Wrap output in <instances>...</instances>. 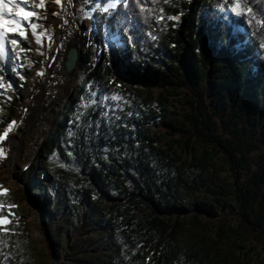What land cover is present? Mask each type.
Returning a JSON list of instances; mask_svg holds the SVG:
<instances>
[{"label":"trees","instance_id":"obj_1","mask_svg":"<svg viewBox=\"0 0 264 264\" xmlns=\"http://www.w3.org/2000/svg\"><path fill=\"white\" fill-rule=\"evenodd\" d=\"M122 10L103 54L86 31L84 85L0 197L23 219L0 228V264H264V0ZM19 63H36L30 38L0 54V127L26 99Z\"/></svg>","mask_w":264,"mask_h":264},{"label":"rangeland","instance_id":"obj_2","mask_svg":"<svg viewBox=\"0 0 264 264\" xmlns=\"http://www.w3.org/2000/svg\"><path fill=\"white\" fill-rule=\"evenodd\" d=\"M19 2L21 3V7H24L25 10H35L47 16L46 19L38 21L40 25L44 26L45 23L49 21V14L46 12L50 4L48 0H44V8H36L35 5L40 3V1L36 2V0H28L27 4H24L22 0H19ZM112 2H114L116 6L109 9L107 12H105L104 9L108 5H104L102 9H98V21L96 22L97 26H95V29L86 18L80 15L77 34L82 40L81 49L88 43L92 44L91 36L86 34V31H89L94 33L96 52L98 54H103V46L105 44L107 46L109 42H111V39L109 40L101 35V30L106 24L105 19L102 20L104 15L109 16L110 19L116 15H121L123 18L121 22L123 24L126 23L124 20L125 12L121 10L122 4L117 3L116 0H112ZM94 8L99 7L94 6ZM214 9L219 13H225L222 8ZM78 11L81 12L82 8L79 7ZM61 29L62 28L56 24L50 26L47 31L49 36L48 42L41 41L40 43H37L36 37L31 31L27 32V39L30 38L34 45L36 63L32 65L19 63L18 69L26 68V72L28 71L30 73L28 76L30 85L27 90L26 99L18 110L15 126L12 127L11 130H9V126L12 124L9 123L1 124L0 127V149H3L5 154L0 157V185L3 186V188H0V197L19 194L22 191L24 185L20 181V173L27 170L30 164L35 161V156L40 152L44 141L54 135L58 128V123L64 119L61 118V113L66 107L67 99L74 96L75 90L85 83V76H83L84 72L81 63L77 64L75 70L71 74L67 72L68 57L65 63H53L57 53L55 41L58 39V34ZM13 35L14 34L10 32L4 43L6 44L7 41L10 42V38ZM16 39L20 41L17 45L18 48H23L24 41L27 39L20 36H16ZM63 53L65 54L66 51ZM19 58L22 57L20 56ZM96 61L100 63L99 57H96ZM39 73H43V75ZM1 92L2 91H0V93ZM5 132H7V138H4ZM5 189L9 190L7 195L3 194ZM0 206L3 205L0 204ZM24 206H26V204L22 205V207ZM3 209H5L8 215L4 218L7 219L9 223L0 224V228L5 229L23 220L15 214L13 207H0V210ZM40 214L43 213L38 211L26 220L37 226L34 231V236L37 238L43 236L40 229V223L42 222Z\"/></svg>","mask_w":264,"mask_h":264},{"label":"bare ground","instance_id":"obj_3","mask_svg":"<svg viewBox=\"0 0 264 264\" xmlns=\"http://www.w3.org/2000/svg\"><path fill=\"white\" fill-rule=\"evenodd\" d=\"M109 3L114 2L112 0H60L58 4L55 0H51L46 10L49 14V21L39 31L43 33L41 41L48 42L49 36L47 31L49 27L56 24L62 28L58 34V39L55 41L57 53L53 62L54 64L65 63L68 52L76 45L77 40H79L78 48L82 46V40L77 34L80 15L86 18L95 29V26H97L96 22L98 21V9H102L104 5H108ZM93 5L99 8H94ZM79 7L82 8L81 12L78 11ZM53 12L58 13V15H52ZM64 51H66L65 54L63 53Z\"/></svg>","mask_w":264,"mask_h":264},{"label":"snow or ice","instance_id":"obj_4","mask_svg":"<svg viewBox=\"0 0 264 264\" xmlns=\"http://www.w3.org/2000/svg\"><path fill=\"white\" fill-rule=\"evenodd\" d=\"M24 4H27L28 0H22ZM51 2V0H49ZM56 3H60V0H55ZM116 5L114 3H109L104 9L107 12L109 9L114 8ZM36 8H44V0H40V3L35 5ZM239 7V4L237 5ZM143 11V8L141 9ZM162 11V10H161ZM235 11V9H233ZM250 11V10H249ZM52 15H58V13L53 12ZM46 15L36 12L35 10H25L21 7L19 0H0V54H4L5 51V40L8 38L9 33L14 35L10 38L11 45H18L20 41L16 39V36L23 37L27 39V32L31 31L35 37L37 43L41 42L42 32L39 31L43 26L38 23L41 19H46ZM173 19V17H169ZM178 19V17H177ZM251 22V21H250ZM264 24V21H261ZM23 51V49H21ZM43 75V73H39ZM2 79V77H0ZM3 85H0L2 87ZM10 86V85H9ZM15 126V121L9 126V130ZM4 138H7V132L4 133ZM3 149H0V157L4 156ZM0 188H3L0 185ZM9 190L5 189L3 194L7 195ZM3 207V206H0ZM9 208L13 206H8ZM9 221L3 217H0V224H7Z\"/></svg>","mask_w":264,"mask_h":264},{"label":"water","instance_id":"obj_5","mask_svg":"<svg viewBox=\"0 0 264 264\" xmlns=\"http://www.w3.org/2000/svg\"><path fill=\"white\" fill-rule=\"evenodd\" d=\"M78 45H79V40L76 41V45L73 46V48L70 50V52L68 54V62H67L68 74H71L75 70L77 64L81 63V61H82V50H83V48L82 49L78 48ZM101 61L102 60H100V63H101ZM70 77H72V76H70ZM40 216H41V220H42V222L40 223V229L43 233V236L48 238L47 231L44 228L45 217L43 214H40Z\"/></svg>","mask_w":264,"mask_h":264}]
</instances>
